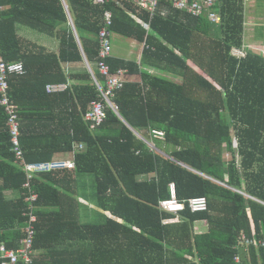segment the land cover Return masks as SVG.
I'll return each instance as SVG.
<instances>
[{
  "label": "trees",
  "instance_id": "trees-1",
  "mask_svg": "<svg viewBox=\"0 0 264 264\" xmlns=\"http://www.w3.org/2000/svg\"><path fill=\"white\" fill-rule=\"evenodd\" d=\"M0 7L1 55L24 67L9 78L24 161L12 151L0 105V244L16 249L23 235L24 163L62 152L72 168L30 179L37 193L33 264H264V246L242 240L264 241V56L243 47V0H217L218 24L166 0L153 14L130 0H0ZM106 11L110 34L144 48L139 63L110 54L103 75L97 62ZM19 27L56 38L57 51ZM65 63L83 69L66 73ZM144 64L181 81L150 74ZM114 77L122 81L112 99L117 111L107 106L91 129L84 115L102 100L96 82L104 89ZM53 83L66 89L46 93ZM43 117L52 121L39 123ZM150 129L164 131L165 141L155 143L163 154L135 134L147 137ZM170 183L178 200L204 196L207 209L186 208L178 222L164 224L175 216L158 206L170 197ZM11 189L20 197L6 199ZM86 197L121 221L84 222Z\"/></svg>",
  "mask_w": 264,
  "mask_h": 264
},
{
  "label": "built area",
  "instance_id": "built-area-1",
  "mask_svg": "<svg viewBox=\"0 0 264 264\" xmlns=\"http://www.w3.org/2000/svg\"><path fill=\"white\" fill-rule=\"evenodd\" d=\"M97 3H104L106 0H94ZM136 6L141 9H145L151 14L158 7L160 0H130ZM169 2L173 9L185 11L193 16L205 15L212 23H219L220 15L213 9L217 0H166ZM1 11V7H0ZM104 27L99 33L100 48L98 52L99 61L97 62V68L99 72L106 75L109 71V67L105 63V59L111 54L112 47L109 38L110 32L108 27L111 25V12L106 11L104 14ZM232 53L237 57H244L246 52L244 49L233 48ZM24 73V67L22 62H6L0 51V105L3 107L7 116V127L10 135V142L12 145V151L15 157L24 161V153L20 144V128L18 114L15 106L12 102L9 94V78L11 75H21ZM118 73H122L119 70ZM102 100L93 101L84 115V119L88 122L91 129H95L105 119V109L107 106L117 111V107L113 103L112 99L116 90L122 87V81L119 77L109 78L106 81L105 88H101L96 82ZM66 88L65 84H48L46 86L47 92H58ZM135 134L144 141L150 150L162 153L157 147L154 141H165V133L163 130L150 129L147 137L135 132ZM83 144L77 145L74 149H82ZM74 161L72 159L67 160H51L41 162L24 163V170L26 172V181L23 188L27 190L25 195V201L27 203L26 209L23 213L25 217L24 226L22 228L23 235L19 241V246L16 249L7 248L4 244H0V264H33L36 250L34 249V238L36 234L35 223L37 221L36 214L34 212V203L37 200V193L32 189L30 185V179L36 174L47 172L55 169L72 168ZM170 197L167 199L159 200V208L166 212H170L175 216L165 218L162 222L164 224L176 223L179 221L178 213L189 208L192 212H199L207 209V199L204 196L192 197L186 201H180L175 194L174 184H169ZM242 240L245 244H257L264 246V241L260 240L256 243L242 235ZM235 261L240 263V257L235 256Z\"/></svg>",
  "mask_w": 264,
  "mask_h": 264
},
{
  "label": "crops",
  "instance_id": "crops-1",
  "mask_svg": "<svg viewBox=\"0 0 264 264\" xmlns=\"http://www.w3.org/2000/svg\"><path fill=\"white\" fill-rule=\"evenodd\" d=\"M243 8H244L243 9V47L244 49L251 50L255 53H260L264 56V42L262 41V39L252 36L253 39H250L248 42L247 40H245L246 39L245 33H248L247 32L248 26L258 25L264 19V0H243ZM2 9L3 8L1 7V10ZM18 33L22 35L23 37L29 40H32L52 51H57L58 49V40L52 36L38 33L26 27H19ZM262 34L264 35V32ZM111 35H114L113 42L111 43V47H112L111 54L112 55L120 57V58L128 59V60H135L137 63L141 61L144 43H139L133 39L126 38L118 34L112 33L110 34V36ZM86 65H88L87 62H86ZM141 68L150 74H155V75H159L165 78H169L176 82L181 81L180 76L174 75L167 71L154 68V66H151V65L144 64L141 66ZM63 69L66 73L75 72V71L82 70L83 65L81 63H65L63 64ZM45 91L46 93H51V94L62 92V91L47 92L46 87H45ZM57 109H58L57 107L53 106L50 109V112L55 113ZM50 120L51 118L43 117L38 121L39 123H46ZM154 143H156V141H154ZM67 159H71V155L68 153L61 152V153H56L54 155V160H67ZM149 176H151V174ZM141 178H144V177H141ZM85 181L87 182L88 178H85ZM82 193H83V190H82ZM20 195H21L20 190L11 189V190H7L4 192V196L6 199H17L18 197H20ZM87 198L88 197H86L85 200L83 198H80V201L82 203L81 217L84 222L102 223L106 220V218H111L119 222L121 221L119 218L114 217L109 211H103L102 209L98 208L96 205L90 203Z\"/></svg>",
  "mask_w": 264,
  "mask_h": 264
},
{
  "label": "rangeland",
  "instance_id": "rangeland-1",
  "mask_svg": "<svg viewBox=\"0 0 264 264\" xmlns=\"http://www.w3.org/2000/svg\"><path fill=\"white\" fill-rule=\"evenodd\" d=\"M247 32L248 33H245V40H247V42L250 40V39H253V37H256V38H259V39H262V41L264 42V35L262 34L264 32V19L263 21L258 24V25H254V26H248L247 28ZM253 36V37H252ZM113 39H114V35H111L110 36V41L111 43L113 42Z\"/></svg>",
  "mask_w": 264,
  "mask_h": 264
},
{
  "label": "water",
  "instance_id": "water-1",
  "mask_svg": "<svg viewBox=\"0 0 264 264\" xmlns=\"http://www.w3.org/2000/svg\"><path fill=\"white\" fill-rule=\"evenodd\" d=\"M122 119V118H121ZM122 121L130 128V129H132L133 130V128L131 127V126H129L123 119H122ZM134 131V130H133Z\"/></svg>",
  "mask_w": 264,
  "mask_h": 264
}]
</instances>
